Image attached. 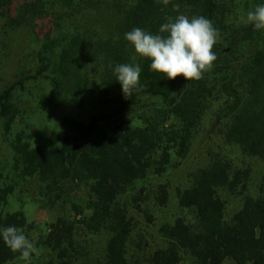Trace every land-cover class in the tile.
<instances>
[{
	"label": "trees",
	"instance_id": "16d2710c",
	"mask_svg": "<svg viewBox=\"0 0 264 264\" xmlns=\"http://www.w3.org/2000/svg\"><path fill=\"white\" fill-rule=\"evenodd\" d=\"M59 2L64 8L90 10V14L107 7L123 15L116 36L103 41L90 39V43L99 46L93 53L100 65L97 83L103 87L102 95L111 110L86 123L53 111L56 120L70 128L72 134L55 149L33 148L18 137L13 145L14 167L23 177H36L43 187L41 196L54 207L64 200L67 182L84 185L87 190L83 210L72 204L74 220L62 217L50 226L42 244L54 253V258L46 264H73L71 254L78 227L91 234L108 232L111 238L106 250L107 264H129L127 253L134 223L121 207V199L138 182L152 174L161 177L175 158L187 156L212 97L219 94L224 102L214 113L211 128L228 146H236L245 156L264 160V46L251 53L258 30L251 24L233 28L228 23L226 14L233 0H170L168 5L158 0ZM173 4L180 5L179 12L173 10ZM178 14L190 18L205 16L220 32V40L214 45L218 57L215 66L200 81H187L182 76L169 80L164 74L151 71L150 61L134 59V49L124 39L125 33L135 27L157 34L166 17ZM60 41L62 45L66 41V45L58 56L59 67L68 76L81 71L80 48L84 40L70 31L54 40L49 35L37 73L0 94V120L13 119L14 92L24 88L26 82L50 81L52 96L59 90L58 81L49 74L51 63H47V56ZM120 63H138L142 69L141 87L131 97L124 96L113 74ZM73 89L77 96L86 92L81 82L74 83ZM133 96L161 101L160 109L141 117L138 126L124 120ZM113 124V130H108ZM249 178L250 170L235 169L225 157L213 155L209 165L193 176L192 185L177 191L179 206L194 212L195 223L180 218L164 225L160 233L166 245L153 253L151 264H183L186 257L191 259L187 264H224L228 260L234 264H264V178L259 196H245L241 210L230 221L225 218L226 202L221 196V191L244 195ZM12 191L0 185V228L16 226L24 232L26 216L5 211ZM168 202V191L160 186L155 203L164 207ZM18 258L19 253H13L0 237V264Z\"/></svg>",
	"mask_w": 264,
	"mask_h": 264
},
{
	"label": "rangeland",
	"instance_id": "374dc122",
	"mask_svg": "<svg viewBox=\"0 0 264 264\" xmlns=\"http://www.w3.org/2000/svg\"><path fill=\"white\" fill-rule=\"evenodd\" d=\"M233 1L226 14L233 28L249 26L247 12L254 10L258 4H264V0ZM0 5V94L16 82L37 73L42 66L40 58L49 35L54 40L55 36L70 31L84 40L80 48L83 55L81 71L68 76L59 67L58 56L62 46L66 45V41H63V45L60 41L46 55L47 63H51L49 74L58 81L59 90L52 96L50 81L37 79L26 82L24 88H17L14 92L13 119L0 120V185L13 190L5 211L22 212L26 216L24 234L38 249V254L32 256L31 264H46L54 258V253L42 244L50 232V226L62 217L74 220L76 214L72 204L83 210L87 190L84 185L67 182L64 200H60L55 207L51 206L41 196L43 187L38 179L23 177L15 170L13 145L21 137L33 148L55 149L60 146L65 137L72 134V130L62 126L53 111L86 123L92 117L111 110L106 97L102 95L103 87L97 83L100 65L93 53H97L95 50L99 46L90 43V39L96 41L101 38L103 41L113 36L123 15L107 7L95 14L85 9L72 10L64 8L59 0H3ZM258 32L255 43L250 47L251 53L264 46V30ZM76 82H81L86 89L81 96L74 92ZM223 102L224 98L219 94L210 99L186 157L175 158L161 177L150 175L121 199V207L127 210L134 223L127 253L129 264H151L153 253L166 245L160 233L164 225L173 224L180 218L189 224L195 223L194 212L179 206L177 191L189 188L193 176L209 165L213 155L225 157L235 169L250 170L244 195L221 191L226 202L227 221L241 210L245 196H259L264 178V160L245 156L236 146H228L217 130L211 128L213 115ZM160 107V99L133 96L131 110L124 120L130 125H141V117ZM113 128L114 124L107 127L110 131ZM160 186H164L169 194V202L164 207L155 203ZM110 238L108 232L91 234L78 227L71 254L73 264H107L106 250ZM189 262L191 259L186 257L183 264ZM9 264H25V261L18 258ZM224 264L234 263L228 260Z\"/></svg>",
	"mask_w": 264,
	"mask_h": 264
},
{
	"label": "clouds",
	"instance_id": "9594fccd",
	"mask_svg": "<svg viewBox=\"0 0 264 264\" xmlns=\"http://www.w3.org/2000/svg\"><path fill=\"white\" fill-rule=\"evenodd\" d=\"M168 5L170 0H158ZM180 5L173 4V10L179 12ZM247 21L255 30H264V4H258L247 12ZM152 34L140 27L125 33L124 39L132 46L136 57L150 61V70L164 74L169 80L182 76L187 81H200L205 73L214 68L217 55L214 45L220 40V32L213 21L205 16L178 14L168 16ZM112 67V65H109ZM141 66L136 63H120L114 67L115 80L119 82L124 96L131 97L141 87ZM3 243L25 264H31L38 249L22 229L16 226L0 228Z\"/></svg>",
	"mask_w": 264,
	"mask_h": 264
}]
</instances>
